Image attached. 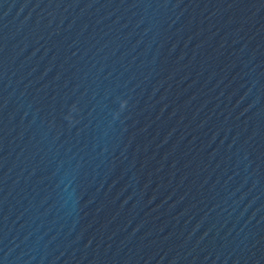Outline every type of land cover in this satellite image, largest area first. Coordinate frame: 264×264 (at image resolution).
<instances>
[{"label": "water", "instance_id": "water-1", "mask_svg": "<svg viewBox=\"0 0 264 264\" xmlns=\"http://www.w3.org/2000/svg\"><path fill=\"white\" fill-rule=\"evenodd\" d=\"M0 264H264V0H0Z\"/></svg>", "mask_w": 264, "mask_h": 264}]
</instances>
